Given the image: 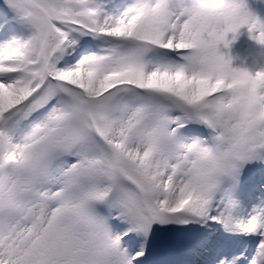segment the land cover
<instances>
[{"label": "snow or ice", "instance_id": "snow-or-ice-1", "mask_svg": "<svg viewBox=\"0 0 264 264\" xmlns=\"http://www.w3.org/2000/svg\"><path fill=\"white\" fill-rule=\"evenodd\" d=\"M5 2L30 35L0 46V264H264V88L215 49L264 22L240 0Z\"/></svg>", "mask_w": 264, "mask_h": 264}, {"label": "clouds", "instance_id": "clouds-1", "mask_svg": "<svg viewBox=\"0 0 264 264\" xmlns=\"http://www.w3.org/2000/svg\"><path fill=\"white\" fill-rule=\"evenodd\" d=\"M240 3L245 8V10L250 11L248 9L247 4H246V0H240ZM244 26L248 27L247 23H241L240 27L236 30V32H231L233 34L232 40L228 39L229 33H226L225 40L227 41V44H225V41L222 40L215 45V49L219 53L220 56H225L220 51V45L223 44V46L225 48H228L230 46V44L236 39V37L239 33V29L244 27ZM256 41L259 45L264 46V41H261L259 39H256ZM253 65L256 69L255 75H253L252 71H250L248 68L233 67L232 66V59H231V57H228V67L232 70L233 73H244V74H246V77L249 79V81L253 82L258 89L264 88V78H262V76H261V74H264V55L254 56L253 57ZM241 110H242V113L245 115L250 114V113H253V112L259 110V105L254 104V103H246L242 106Z\"/></svg>", "mask_w": 264, "mask_h": 264}, {"label": "rangeland", "instance_id": "rangeland-1", "mask_svg": "<svg viewBox=\"0 0 264 264\" xmlns=\"http://www.w3.org/2000/svg\"><path fill=\"white\" fill-rule=\"evenodd\" d=\"M0 5L9 7L6 4L5 0H0ZM250 8L254 11L260 12L262 15L261 22H264V0H252V3L250 4ZM5 21H7V20L5 19L4 22ZM240 29L242 30V28H240ZM245 32H246V34L249 33V35H247V36H249V37L251 36V38H250L251 40H249L248 43L243 45V48L241 49L240 54H238L236 56V59L233 60L232 62H234V61L237 62L238 63L237 67L248 68L250 71H252V74L255 75L256 69L253 65V57L258 56V55H264V46L259 45L257 43L256 39H254V37L258 35V32H256V31L250 32L248 27H246ZM29 35H30V33H29ZM232 37H233V35H232ZM14 38H15V36L11 35V38L9 39V41L13 40Z\"/></svg>", "mask_w": 264, "mask_h": 264}, {"label": "bare ground", "instance_id": "bare-ground-1", "mask_svg": "<svg viewBox=\"0 0 264 264\" xmlns=\"http://www.w3.org/2000/svg\"><path fill=\"white\" fill-rule=\"evenodd\" d=\"M13 18V19H12ZM7 20L4 22V20ZM29 31L24 24L20 22L11 8L0 5V46L10 43L11 35H14V39L26 38L29 35Z\"/></svg>", "mask_w": 264, "mask_h": 264}, {"label": "trees", "instance_id": "trees-1", "mask_svg": "<svg viewBox=\"0 0 264 264\" xmlns=\"http://www.w3.org/2000/svg\"><path fill=\"white\" fill-rule=\"evenodd\" d=\"M228 39L232 40L231 38V33L228 34ZM242 40L241 39H236L233 41L228 48H225L223 44L220 45V51L226 56V57H231L232 61L236 57L235 55L238 52V47L240 46ZM233 67H236V65H233Z\"/></svg>", "mask_w": 264, "mask_h": 264}]
</instances>
